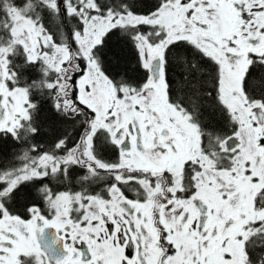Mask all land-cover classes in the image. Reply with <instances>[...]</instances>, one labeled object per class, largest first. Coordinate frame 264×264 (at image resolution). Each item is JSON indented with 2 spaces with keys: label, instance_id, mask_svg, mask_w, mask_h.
<instances>
[{
  "label": "snow or ice",
  "instance_id": "snow-or-ice-1",
  "mask_svg": "<svg viewBox=\"0 0 264 264\" xmlns=\"http://www.w3.org/2000/svg\"><path fill=\"white\" fill-rule=\"evenodd\" d=\"M0 264H264V0H0Z\"/></svg>",
  "mask_w": 264,
  "mask_h": 264
}]
</instances>
